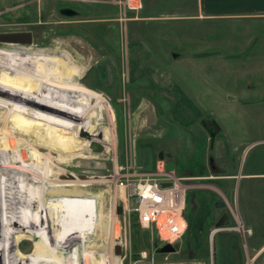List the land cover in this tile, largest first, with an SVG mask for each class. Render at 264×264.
I'll return each mask as SVG.
<instances>
[{
    "label": "rangeland",
    "instance_id": "1",
    "mask_svg": "<svg viewBox=\"0 0 264 264\" xmlns=\"http://www.w3.org/2000/svg\"><path fill=\"white\" fill-rule=\"evenodd\" d=\"M192 1L0 0V36L26 34L32 44H0V264H222L211 235L217 228L195 197L202 181L178 171L189 147L204 153L203 162L211 156L207 136L199 124L186 131L182 123L188 98L205 127L230 116L249 166L264 154V143H253L264 140V103L227 94L262 64L256 55L258 62L248 61L256 44L240 53L228 47L230 31L252 33L256 24L196 22ZM166 8L179 19H142ZM193 31L198 48L177 37ZM33 58L32 75L10 64L27 69ZM56 58L71 63L77 81L64 85L40 73ZM147 180L173 185L183 208L187 229L173 254H161L157 231L128 212L127 185ZM88 201L97 204L82 224L73 213Z\"/></svg>",
    "mask_w": 264,
    "mask_h": 264
},
{
    "label": "crops",
    "instance_id": "2",
    "mask_svg": "<svg viewBox=\"0 0 264 264\" xmlns=\"http://www.w3.org/2000/svg\"><path fill=\"white\" fill-rule=\"evenodd\" d=\"M166 2L163 6H167ZM192 3L193 8L190 16L196 22H205L204 20L207 19L208 21H231L233 23L241 21L246 24H256V28L252 26L254 28L252 33L230 31L228 36L230 46L228 45V47L235 53H240L239 51H245L248 45L256 44L248 61L252 63L258 60L262 64L261 72L259 74L251 73L250 78L255 75L251 81L244 86H236V89L229 92L227 96L233 100L230 94H240L243 98L237 100L264 103V0H194ZM175 14L180 15L177 11L174 13V11L166 8L159 15L155 16L149 13L142 19L156 22L165 21V25H167L174 21L173 19H179L178 15L174 18L173 15ZM190 35L194 37L196 32L185 34L183 32L177 37H181L186 46L188 43L191 44V40L194 39ZM242 39L245 41L243 42ZM194 41L191 46L198 48L200 43L195 41L194 44ZM143 55L144 53L140 55L142 58L139 56L140 63L145 64ZM254 55L257 56V60ZM144 69L146 70V67ZM236 90L239 93H236ZM187 102L188 113H186L182 123L183 129L189 131L193 129V125L199 124L206 133L207 138L205 140L207 143L205 144H209L208 149L211 156L203 162L204 153H201L202 156L200 157L198 151L195 150L194 153L190 147L187 148V145V149L182 154L184 163L182 161L183 164L178 171L182 178L187 181H202L203 190L198 192L195 197H197L198 208L204 206L203 217H206L207 221L212 219L213 227L217 228L211 234L218 236L215 242L216 261L222 264L243 262L244 264H264V169H262L264 154H258V159L252 160L248 166L249 159L247 158L250 155H245L247 151L241 159L239 156V148L246 142L235 137L236 133L229 127L231 117L228 116V119L222 117L223 123L219 124V129L215 130L216 132L212 136L207 131V126L205 127L203 124L200 112L193 106L194 101L188 98ZM107 130L111 132L109 134L112 135L113 142L114 127H109ZM253 143L262 144L264 140ZM196 154L202 161L194 164L190 157L196 156ZM20 156L26 155L21 154Z\"/></svg>",
    "mask_w": 264,
    "mask_h": 264
},
{
    "label": "built area",
    "instance_id": "3",
    "mask_svg": "<svg viewBox=\"0 0 264 264\" xmlns=\"http://www.w3.org/2000/svg\"><path fill=\"white\" fill-rule=\"evenodd\" d=\"M127 186L129 199L134 200L128 212L138 219L139 225L155 229L165 244H174L182 237L187 223L183 208L177 206L175 198L171 197L173 185L164 188L162 182L147 180ZM143 258L147 259L146 253Z\"/></svg>",
    "mask_w": 264,
    "mask_h": 264
},
{
    "label": "bare ground",
    "instance_id": "4",
    "mask_svg": "<svg viewBox=\"0 0 264 264\" xmlns=\"http://www.w3.org/2000/svg\"><path fill=\"white\" fill-rule=\"evenodd\" d=\"M0 44H7V45H25L27 46H31L32 44H23V43H19V42H10V41H0ZM30 55V54H29ZM54 58V56H51ZM72 57V56H71ZM42 59V58H41ZM40 59V60H41ZM85 59V58H84ZM43 60V59H42ZM72 60V59H70ZM36 58L31 59L30 61V67H28L27 69L24 67H20L17 66L14 63H10L13 68H17V69H22L25 72H27L28 74L32 75L34 73H31L34 71V69L32 67H34V65L38 62H36ZM86 61V60H85ZM4 62V61H2ZM73 62V61H72ZM89 62V61H88ZM7 64V62H5ZM9 63V62H8ZM9 64V65H10ZM76 65V64H75ZM78 65V64H77ZM12 68V67H11ZM40 68V67H39ZM77 68V67H76ZM79 68V67H78ZM87 68V67H86ZM85 68V69H86ZM88 70V69H87ZM55 74H54V73ZM40 73H43L44 75H46L47 77L51 78V79H55L58 81H61L62 83H64V85H69L71 84L73 81H77L78 78L80 77L78 74H76L75 72H73V67L71 66V63H69V61L67 59L64 58H56V59H49V63H48V69L47 70H41ZM79 73V72H78ZM39 74V73H38ZM82 74V73H81ZM36 75V74H35ZM60 82V83H61ZM77 86V85H75ZM102 102V101H101ZM105 103V102H104ZM103 103V104H104ZM112 111V110H111ZM102 136H100L98 138V142H94L93 143V147H101L102 144ZM77 203H82V202H77ZM97 203L93 201V206L91 205V201L88 202H84L83 203V209L82 212H74L73 214H75V216L77 217V220L79 221V223H82V220L84 217H86V213L88 212L87 209L92 207V210L94 209L93 207L96 205ZM75 208V207H74ZM81 208V207H80ZM77 211V210H76ZM96 213V211H94ZM80 213V214H79ZM94 214V213H93ZM91 216V215H89ZM92 217V216H91ZM93 219V217H92ZM96 219V218H95ZM94 220V219H93ZM98 220V219H97ZM83 224V223H82ZM98 221L93 223L92 226H97ZM88 230L92 229L91 227L87 228ZM104 261V260H103Z\"/></svg>",
    "mask_w": 264,
    "mask_h": 264
},
{
    "label": "water",
    "instance_id": "5",
    "mask_svg": "<svg viewBox=\"0 0 264 264\" xmlns=\"http://www.w3.org/2000/svg\"><path fill=\"white\" fill-rule=\"evenodd\" d=\"M64 15H73L74 12H72L71 10H64ZM0 41H10V42H19V43H23V44H30L31 43V37L30 35H26V34H4L0 36ZM229 100H232V98L230 97ZM94 151L98 152L100 149L99 147H93ZM168 168L170 170L173 169L172 165H169ZM164 188H169L172 185L171 184H162ZM121 248L119 246H117L114 250V252H116V255H120ZM161 254H173L175 253V249L174 246L172 244H165L161 249H160Z\"/></svg>",
    "mask_w": 264,
    "mask_h": 264
},
{
    "label": "trees",
    "instance_id": "6",
    "mask_svg": "<svg viewBox=\"0 0 264 264\" xmlns=\"http://www.w3.org/2000/svg\"><path fill=\"white\" fill-rule=\"evenodd\" d=\"M203 124H204V122H203ZM214 126H215L214 128L207 126V131L212 136L215 134V132H216L215 130L219 129V125L215 124Z\"/></svg>",
    "mask_w": 264,
    "mask_h": 264
}]
</instances>
